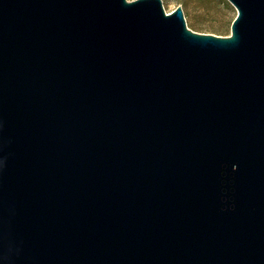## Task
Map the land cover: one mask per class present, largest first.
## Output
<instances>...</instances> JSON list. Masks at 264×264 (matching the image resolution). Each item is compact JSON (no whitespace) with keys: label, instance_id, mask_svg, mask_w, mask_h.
<instances>
[{"label":"water","instance_id":"1","mask_svg":"<svg viewBox=\"0 0 264 264\" xmlns=\"http://www.w3.org/2000/svg\"><path fill=\"white\" fill-rule=\"evenodd\" d=\"M227 1L0 0V264H264V0Z\"/></svg>","mask_w":264,"mask_h":264},{"label":"rangeland","instance_id":"2","mask_svg":"<svg viewBox=\"0 0 264 264\" xmlns=\"http://www.w3.org/2000/svg\"><path fill=\"white\" fill-rule=\"evenodd\" d=\"M162 4L167 14L181 6L188 29L219 36L230 35L236 16L227 0H163Z\"/></svg>","mask_w":264,"mask_h":264},{"label":"trees","instance_id":"3","mask_svg":"<svg viewBox=\"0 0 264 264\" xmlns=\"http://www.w3.org/2000/svg\"><path fill=\"white\" fill-rule=\"evenodd\" d=\"M234 20V19H233Z\"/></svg>","mask_w":264,"mask_h":264}]
</instances>
